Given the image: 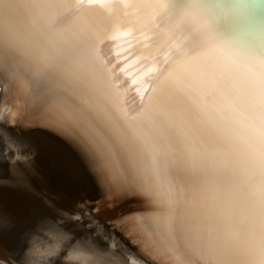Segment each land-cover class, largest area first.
Returning a JSON list of instances; mask_svg holds the SVG:
<instances>
[{
    "label": "bare ground",
    "instance_id": "obj_1",
    "mask_svg": "<svg viewBox=\"0 0 264 264\" xmlns=\"http://www.w3.org/2000/svg\"><path fill=\"white\" fill-rule=\"evenodd\" d=\"M57 2L63 10L50 14L30 12L21 0L3 20L0 264H258V227L240 186L252 192L259 175L242 173L234 184L217 165L213 185L189 188L182 173L155 165L137 137L148 117L180 103L164 78L152 79L149 69L166 62L165 76L179 79L184 71L179 62L188 51L200 50L199 34L213 44L194 13L191 25L174 23L164 36L149 32L166 14L183 17L191 0H148L163 7L153 9L155 20L146 22L141 30L148 35L139 40L110 38L117 26L127 28L126 10L118 3L109 15L98 7L77 9L75 0ZM203 2L240 12L229 21L234 35L251 32L264 55V0ZM4 3L7 7L8 0ZM85 19L97 25L93 39L104 79L118 89L112 96L102 81H85L84 53L66 51L67 38L81 33ZM10 35L16 52L8 49ZM181 36L188 48L173 54ZM236 48L243 57L241 44ZM216 56L232 59L224 51ZM85 92L96 109L88 111L87 131L74 113L84 107ZM181 99L202 102L198 127L205 137L211 135L224 109L221 98L209 85L191 81ZM157 119L163 126V117ZM245 136L241 127L232 140L242 166L249 158ZM229 187L231 199L220 202L217 191ZM77 196L101 199L92 215L98 218L85 216L88 210Z\"/></svg>",
    "mask_w": 264,
    "mask_h": 264
},
{
    "label": "snow or ice",
    "instance_id": "obj_2",
    "mask_svg": "<svg viewBox=\"0 0 264 264\" xmlns=\"http://www.w3.org/2000/svg\"><path fill=\"white\" fill-rule=\"evenodd\" d=\"M20 2L21 0H8L6 7L4 0H0V51L5 48L3 20ZM157 7L163 5H155L148 0L141 3L133 0L129 8L132 11H125L128 18L124 23L127 28L131 27L139 32L134 39L139 40L148 35L141 29L147 21L155 20L153 9ZM63 8L64 5L57 0H27V10L30 12L51 14L59 13ZM90 10L96 11L95 8ZM193 13L206 27L213 44H206L195 31L200 37V50L195 53L188 51L179 62L184 68L179 79L165 76L168 71L166 62L155 68L152 79L161 80L163 77L172 96L180 103L148 117L137 129V137L141 146L152 154L155 165L161 168L172 167L182 173L183 181L189 188L213 185L217 165L222 166L226 174L233 178L234 184L239 181L242 173L258 174V188L250 193L243 186L240 188L249 196V211L254 214L258 227V264H264V55H261V47L251 32H243L242 38L234 35L229 21L240 15V12L234 8L204 3L203 0H191V10L179 19L166 18L167 14L160 17L152 24L149 32L164 36L174 23L191 25L189 18ZM80 25L81 33L67 38L66 51L84 53L85 81L88 77L102 81L105 94L112 96L118 89L115 81L104 79L103 62L97 55L98 49L93 39L97 25L86 19L81 20ZM237 43L245 50L243 57L236 55ZM184 48H188L184 37H178L173 54ZM8 49L15 51L11 35ZM218 51L226 52L232 59H219L216 56ZM191 81L209 85L213 95H218L224 105L223 112L218 117L219 123L207 137L201 134L198 127L203 112L202 102L196 99L185 102L181 99V94ZM151 96L152 93H149V99ZM83 98L84 107L74 109V113L87 131L88 125L92 124L88 111L94 112L96 109L89 100V93L85 92ZM237 115L239 118L234 119ZM158 116L163 117V126L157 119ZM241 127L246 132L244 140L249 154L244 166L235 157L236 150L232 146L233 137L238 136ZM200 168L203 171H198ZM232 195L231 187L216 193L217 199L222 203H227Z\"/></svg>",
    "mask_w": 264,
    "mask_h": 264
},
{
    "label": "clouds",
    "instance_id": "obj_3",
    "mask_svg": "<svg viewBox=\"0 0 264 264\" xmlns=\"http://www.w3.org/2000/svg\"><path fill=\"white\" fill-rule=\"evenodd\" d=\"M119 4L123 9L127 10L131 7L133 0H75V7L79 9L81 6L84 7H98L105 13L111 15L115 4ZM127 14V13H126ZM119 37H129L134 39L133 29L131 27L126 28L123 31L119 30L117 26L116 35L110 37L111 39H117ZM150 72L155 71V67L149 69ZM135 83V81H133Z\"/></svg>",
    "mask_w": 264,
    "mask_h": 264
},
{
    "label": "water",
    "instance_id": "obj_4",
    "mask_svg": "<svg viewBox=\"0 0 264 264\" xmlns=\"http://www.w3.org/2000/svg\"><path fill=\"white\" fill-rule=\"evenodd\" d=\"M77 199V203L79 204H84V207L88 210L87 214H85V216L90 219L91 217H93L92 215L94 214L93 210L94 207L97 206L95 203H98L99 200H94V202H87L86 200H83L82 198H80V196L76 197ZM108 203V202H107ZM96 210V208H95ZM93 212V213H92ZM103 215H100L99 217H102ZM104 217V216H103ZM94 219L98 218V217H93Z\"/></svg>",
    "mask_w": 264,
    "mask_h": 264
},
{
    "label": "rangeland",
    "instance_id": "obj_5",
    "mask_svg": "<svg viewBox=\"0 0 264 264\" xmlns=\"http://www.w3.org/2000/svg\"><path fill=\"white\" fill-rule=\"evenodd\" d=\"M28 137H29V135H28ZM0 146H1V144H0ZM87 219V218H86Z\"/></svg>",
    "mask_w": 264,
    "mask_h": 264
}]
</instances>
